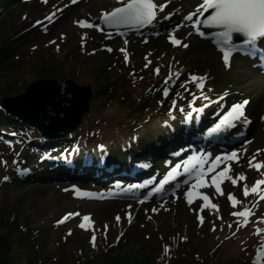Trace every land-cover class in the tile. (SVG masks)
Segmentation results:
<instances>
[{
    "label": "rangeland",
    "instance_id": "374dc122",
    "mask_svg": "<svg viewBox=\"0 0 264 264\" xmlns=\"http://www.w3.org/2000/svg\"><path fill=\"white\" fill-rule=\"evenodd\" d=\"M110 1L82 0L80 3L78 2L79 4L75 3L71 6L72 0H48L47 3H44L43 0H23L15 5L14 3L11 4L5 10H0V40L9 39L11 38L10 36L15 37L18 31L23 30V34L27 35L24 41L17 40L15 45L12 44L10 54L1 66V68L9 69L8 67L13 65L15 71L9 70L8 72L12 73V76H7L2 69L0 70V99L14 98L24 94L31 83L39 78L41 80L42 77L37 72L46 71L44 70L47 68L45 65L48 64L51 67L50 69H52L48 71L51 73L48 79L68 80L78 86H89L96 91L93 79L98 75L99 71H102V66L108 65L110 59L113 57H118L117 50L124 57L123 62H126L125 56L128 58L129 53L126 51L127 47L139 45L134 42L135 40L130 41V38L119 39L116 42H105V39L109 36H101L91 28L82 30L77 27L76 24L83 18L90 20L86 21V24L97 22L99 11H107L113 6V3L110 4ZM153 1L157 4L166 5L164 11L166 14H172V18H174V24L167 31H172L173 26L179 24L178 30L183 31L181 35L188 36L185 42H187L189 47L177 50H171L167 46L155 47L153 51L156 52L157 50V59L151 60L149 57L145 58L144 65L147 64V67L143 66L140 68L142 57L139 55V58H133L136 62L133 66L130 65L131 63H128V66L125 65L126 68H119L115 72V75L119 78L115 79L116 82L113 87H116L117 92L110 104L97 110L98 113L96 111L91 112L90 110V117L84 119L83 125H86L87 122L90 125V122L93 121L94 126H98L91 127L96 134V138L87 139L83 143L103 142L107 147H109L108 145L114 147L116 146V142L125 140L124 143H129L133 137H137L139 143L140 132L143 128H146V124L142 127L139 126L138 129L140 130L138 132L133 131V128L129 127V124L124 121L123 116L118 114L120 113L118 105L122 100L120 96L125 97L128 95L134 99L136 98L135 96L146 92L150 87L155 92L162 80L167 81L169 77L174 78L177 73H191L190 75L205 78V73L209 77L215 72L218 79L232 85H225L227 90L234 92L231 93L232 96L230 94V99H226L228 102L234 104L247 99L252 103L248 107L249 112L245 109L246 118L251 121V125H249L248 130L240 131L241 133H247V135L243 136V138L242 136L237 137L241 142L242 140L244 141L242 143L228 144V147L223 149L226 153L236 151L239 159H222L221 163L213 166L211 161L215 160L217 156L224 157L222 156L224 154L217 152L213 154L212 160L204 165L206 168L214 167V171L210 172L214 173V175L219 174L226 165L230 167L231 171L226 173V176L230 178L226 181H220V188L227 199V191H233L240 199L245 184L248 185L250 191L257 181L264 180V167H261L262 172L254 171L257 163L264 165V73L261 71V69L264 70V64L260 61L261 63L258 64V66L260 65L259 68H261L260 72H254L250 71L243 61L235 59L232 60L229 69H223L222 67L225 64L219 52L210 50L206 43L190 39L193 21H185L183 20V16L194 11L203 0ZM53 12H56V16L54 17H57L58 20L51 29L45 31L44 34L39 29H34V25L39 21L44 22L40 27L48 25L51 21L47 22V16ZM61 34H63V39H61ZM50 41H55V43H50ZM105 45L111 46L113 52L108 54L99 50L101 46ZM151 45L152 43L144 48L148 49ZM121 49H124V51H121ZM149 50L152 51V49ZM108 55L113 57L109 58ZM47 57L51 59L49 62L45 61ZM55 57H58L57 60ZM59 59L66 62H59ZM193 61H196L197 65L192 64ZM157 67L160 69L159 74L154 72V69ZM110 74L113 76L114 73L110 72ZM101 80L99 79L98 81ZM162 84L165 86V83ZM158 106L157 102H151L148 110L145 111V119L150 116L154 121L159 120L160 117L163 119L164 116H161L157 112ZM259 114L261 115L260 123L257 121ZM84 128L81 127L80 130ZM6 130L9 131L10 129L6 128ZM230 131H234V128H231ZM152 132L154 133V131ZM222 141L221 137L220 142ZM236 144H238L237 149L234 147ZM22 149L17 143H0V182L11 173L12 167L14 168L17 159H19L17 158L18 153L25 152V149ZM136 149H138L137 146L134 150ZM149 149V147L143 149L145 151L140 152V155L144 153L148 154L151 152ZM258 149L262 151L257 152ZM138 151H140V148ZM32 154L33 152H29L28 155ZM149 154L153 155L152 152ZM133 160H137L136 162H138L137 156H134ZM250 160L252 161L251 167L249 165ZM5 161L6 164L4 163ZM243 173L247 175L246 180L237 179L239 176L245 177ZM208 175L209 173L205 177H208ZM204 179L208 186L205 185L203 188L200 186L192 187L196 182L188 186L185 185L179 189L180 191L174 197L159 204L154 203L155 205L150 207L142 203H113L110 200L104 203L93 200H73L74 194L71 192L75 191L70 187L77 184V181L72 179H66L67 181L60 180L59 183L55 181L56 179L54 182L44 179L43 183L35 182L32 184H23L24 182L20 180L19 183L8 184L7 187L4 185L0 188V233H4L7 230L9 225L6 222H10L9 219H12L13 215H16L15 220L18 221V226L23 231L26 229L34 231L40 229V227L48 229L46 234H42L41 237L36 238L35 242L29 243L30 246L32 244L36 246L40 240L45 242L44 257L48 261V264H78V261L81 262L80 264H83L88 261H83V259H89L100 253L96 252V243L95 247H93L92 243L89 244L88 235L83 233L90 230H94L97 234L100 240L99 244L101 240L106 238L103 236L105 233L110 234L115 244L119 237L120 242H123V244H119L120 252L128 251L126 253L129 254L132 253V247L134 249L139 242L142 243V246H144L145 251L148 253L152 250V246H157V242L162 240L163 235L167 233L168 238L171 236L173 238L169 242L162 244L161 248H157L156 254V261L160 259L162 263V256L166 259L163 261V264H166V261L170 259L171 250L176 249V241L180 246L188 245L191 251H197L202 255V257L192 261L190 260L191 258H186L181 264H188L190 262L198 264L197 260L199 259L204 260L203 264H210L209 261L212 264H250L255 250H264V246H262L264 245V222L259 225L260 230L257 232L249 226L246 230H241L238 235L232 238L227 237L232 231L229 228V224L232 221L230 219V212L233 208L229 205L233 203L228 199L227 204L224 198H220L223 195L216 191L215 185L210 184L207 178ZM232 179H237L235 185H233ZM84 182L89 181L85 180ZM189 187H191L193 195H195L191 197L192 204L196 202V194L199 193L198 189H200L201 192H207V195L211 199V205L215 204L217 206L214 209H219V212H221V208H226L227 216L224 213L225 226H221L223 227L222 230L218 228L215 233L208 232L207 226L212 231L213 225L211 224L214 221H218L219 218L218 213L214 212L211 207L202 208L199 203L192 208L187 207L191 203H188L184 193L188 191ZM210 188L214 190V195L208 192ZM91 189L83 188L82 190L79 189L78 192H86ZM261 190L264 191V185H261ZM94 191H96L95 188L92 192ZM177 203H180L184 210V213H180L177 216L178 226L181 225L179 228L176 226V221L173 220L176 215L174 212L176 211L175 205ZM259 205L256 203V206ZM260 206L264 208V202ZM153 209H156V211H153ZM200 211H204V225L197 223L193 227H188L187 223L191 226L193 225L190 216L198 213L201 214ZM252 212L258 214V208ZM69 213H79L80 215L69 216L70 218L68 217L62 223V227L58 226L56 224L57 220L66 217ZM85 215L90 217L89 222L83 220V216ZM117 216L120 217L119 221L116 219ZM82 223L85 224V227L93 226V228L82 229L80 227ZM214 225L217 226V223ZM246 231L251 232L253 236L251 240H248L250 235H245ZM69 232H71V235H69ZM258 232L260 233L259 235H257ZM14 233H16V230L11 231V236H15ZM156 233H159V235ZM145 235H152L154 237L152 245L147 242L146 244L143 243L142 237L144 239ZM148 238H151V236ZM217 243L221 244L219 248L218 246L215 247ZM36 249L37 247H35ZM165 249L169 250L168 253H166ZM214 249L217 250L218 255L212 257ZM24 250L18 245L14 247V253L19 252L24 254ZM10 256L12 263L22 262L20 261L21 258H17L11 254ZM199 264H202V262Z\"/></svg>",
    "mask_w": 264,
    "mask_h": 264
},
{
    "label": "trees",
    "instance_id": "16d2710c",
    "mask_svg": "<svg viewBox=\"0 0 264 264\" xmlns=\"http://www.w3.org/2000/svg\"><path fill=\"white\" fill-rule=\"evenodd\" d=\"M21 0H0V10H5L8 8L11 4L14 3H19ZM13 6V5H12ZM4 12V11H3ZM3 27V25H2ZM23 31H18L15 37L10 36L11 38L9 39H3L0 40V70L7 75V76H12V73L8 72L9 70H14L15 67L13 65L9 66V69H4L1 68V66L4 63V60L7 58V56L10 54V49L12 48V44L15 45L17 40L24 41V39L27 37L26 34H23ZM3 37V36H2ZM152 47L150 49H154L155 47L163 46V44L160 41L152 42ZM145 51L142 49H138L136 52L133 51V57L136 59L137 57L139 58V55H142ZM114 55V54H111ZM108 55L109 58H112L113 56ZM158 55V52L153 51V56ZM56 60L58 57H55ZM51 60L50 58L47 57L45 61L49 62ZM59 62H66L61 59H59ZM136 63V62H135ZM192 64H196V61H193ZM113 65V66H112ZM7 66V65H6ZM44 70L46 71H38L37 74L40 75L42 78L41 79H48L50 76V72H48L51 67L48 65H45ZM123 65L120 63V59L113 57L110 59V62L108 65L102 66V71H99L93 79V84L95 85L96 91L93 90V105H94V111L97 112L102 107H106L110 104L113 96L115 95L116 87L115 85V79H118L119 77L115 75V72L119 70V68H122ZM190 67V66H189ZM42 69V68H41ZM107 71V72H106ZM110 72L114 73L113 76L110 74ZM210 72V71H209ZM1 76V73H0ZM39 76V77H40ZM114 77V78H113ZM1 78V77H0ZM185 78V73L180 75L178 77L179 80H183ZM40 79V78H39ZM99 79H102L101 81H98ZM209 82L207 85L202 86L203 87V92L205 95L210 96V98H215L218 95H220L223 90L226 88L225 85L232 86L230 83L222 81L221 79H218L217 74L215 72L209 76ZM114 89V90H113ZM211 89V91H209ZM160 92L157 90L154 92L151 88H148L146 92H143L142 94H138L135 96L136 98L129 97L126 95L125 97L120 96L122 98L121 103L118 105V109L120 110V113L123 116L124 121L129 124V126L133 129H136L139 126H142L145 122L150 120V117L145 119V111L148 110V106L150 105L151 102L154 101H162V97L159 96ZM175 93L173 92L172 95ZM171 93H169V96H167L165 99L170 98ZM118 96V95H117ZM119 97V96H118ZM151 99V100H149ZM1 100V99H0ZM169 102V100H168ZM1 103V101H0ZM159 109L158 111L160 113H165V110L168 109V104L167 101H163V103H160V106L157 107ZM93 111V112H94ZM1 126L3 127H10L14 129L16 132H19L20 134H23L22 129H27L30 132H33L31 129L25 127L23 124H20L17 122L14 118L8 116L5 114L1 109H0V128ZM94 127L93 121L90 122V125L85 126V132L83 134L82 139H85V137H88L87 139H90V135L92 132V128ZM154 128V129H153ZM154 131V133L152 132ZM155 135V136H154ZM171 134H166L164 131H161L159 126H152L148 130L146 129L139 137V143H134V142H129V143H124L125 141L122 142H116V147L111 148L110 145L109 148L102 142L91 144L87 147H83L82 144L80 143L81 141L79 139L75 138H64L62 141H54V142H45L43 141L37 134L33 133V136H30V145L29 146H40L41 148L44 149H55L58 152H66V154H70L72 152L78 154L81 158L85 159H90L92 158L90 154H95L96 156H93L95 160L100 159L101 161L104 162H114L115 160H125L129 155L131 156H136L139 153L137 152L138 149L140 148V151L146 148H150L149 150L153 152L154 145L161 139H170ZM171 142V141H170ZM100 146V147H99ZM102 146V147H101ZM105 146V147H104ZM136 150H134L135 148ZM129 151V152H128ZM149 152V153H151ZM157 154V153H156ZM155 154V155H156ZM23 168L29 167L32 169L34 175H39V176H44L45 171H47L45 168H42L43 166H39L37 169L34 167H31L30 161H26L25 164L22 166ZM40 170H44V172H40ZM30 180H38L37 177H32ZM11 183H19L16 179H12ZM255 198V197H254ZM253 198V199H254ZM176 213L174 221H176V226H178V221H177V216L182 213L183 207L180 203H177L175 205ZM226 215V208L223 207L221 208V215L218 214V217H224ZM193 223L191 226L189 223H187L188 227H193L196 225L194 219L192 216H190ZM16 215L12 217V219H9L10 222H6L9 226L7 227V230H5L4 233H0V264H48V261L44 257L45 253V242L40 240V242H37L36 246L33 244L30 246V242H35L36 238H39L42 236V234H46L48 229H43L40 227V229L30 231L26 229L23 231L19 226H18V221L15 220ZM173 221V222H174ZM218 226L215 228V231L212 233L217 232L218 228L221 230L223 227H220V224L217 222ZM204 225V224H203ZM181 226V225H180ZM178 226V228L180 227ZM144 227V226H143ZM206 227V226H205ZM204 227V228H205ZM209 229V226H207ZM15 228V229H14ZM225 229V228H224ZM16 230L15 236H11V231ZM152 231V228H151ZM83 232V231H82ZM178 232V231H177ZM86 234V232H83ZM159 235V233H156ZM88 235V234H87ZM96 236V252H100L96 254L95 256L89 258V259H83V261L88 260L86 263L83 264H163V261L166 260L162 256V263L160 259H157L156 261V254H157V248H161L162 244H165L169 242L173 236L168 238V234L165 233L163 235V239L157 242V246H152V250L149 251L148 253L145 251L144 246H142V243H138L136 247H132V253H126V252H120V247L119 244H123V242L120 240L115 244L113 243V239L110 236L109 233L103 234L104 240H101V243L99 244L100 240ZM151 238H148L150 237ZM155 236V235H154ZM89 237V235H88ZM89 239V238H88ZM99 240V241H98ZM154 240V237L152 235H145V238L142 241L143 243L146 244L150 243L152 245V242ZM177 247L174 250H171L169 260L166 261V264H181L184 259L188 258L191 261L197 258L202 257L200 253L197 251H194L188 247V245L180 246V244L176 241ZM15 245H18L20 248H23L27 251L24 250V254L22 253H14V247ZM93 245V244H92ZM91 245V246H92ZM221 244L217 243L215 247L218 246L220 247ZM90 246V247H91ZM35 247H37V251L35 250ZM130 251V252H131ZM169 251V250H168ZM168 251L166 253H168ZM11 255H14L17 258H21L20 263H12L11 262ZM217 250L214 249L212 257L217 256ZM98 256V257H97ZM193 257V258H192ZM169 261V262H168ZM198 264L202 262L204 263V260L199 259L197 260ZM81 262L78 261V264ZM210 264L211 261H209ZM74 264V263H73ZM192 264V262L188 263Z\"/></svg>",
    "mask_w": 264,
    "mask_h": 264
},
{
    "label": "snow or ice",
    "instance_id": "6c2138e0",
    "mask_svg": "<svg viewBox=\"0 0 264 264\" xmlns=\"http://www.w3.org/2000/svg\"><path fill=\"white\" fill-rule=\"evenodd\" d=\"M44 3H47L48 0H43ZM72 3H77V0H72ZM166 5H160L159 11L163 12ZM157 3H154L153 0H129L123 7H116L111 12H104L101 15V19L109 24L113 25H123V24H137V25H152L154 22L158 20L157 15ZM62 11V9H61ZM56 16V12H53L50 16L47 17L48 21H53V17ZM201 17H204L201 19ZM27 19V17H25ZM163 19L169 20L170 16H164ZM183 20L185 21H193L192 27L196 30V32L203 36L204 33L200 31L199 27L202 25L205 29H215L216 31L213 33L215 43L218 47V50L222 53V60L225 66H230V58L235 53H241L245 55H254L257 51H262L258 49V44L261 40H264V0H203L197 8L189 12L187 15L183 16ZM38 23L42 24L43 21H39ZM81 27L92 28L93 25L91 23H85V21H79ZM180 27L179 24L173 26L172 31L167 33L168 39L170 42L175 45H180L182 47H188L186 43L182 44L179 39L173 37V32ZM191 35V33H190ZM61 39H63V34H61ZM83 39V38H82ZM236 40H242V43H236ZM50 43H55V41H50ZM127 43V41H125ZM57 50H59L57 48ZM111 51V49H108ZM124 51V49H121ZM127 56H125V61L127 62ZM150 63V62H149ZM148 65L146 64L145 67ZM160 69L157 67L154 69L156 74H159ZM177 78L179 73L176 74ZM142 79V77H141ZM172 78L169 77L168 81L165 82V87L162 89V95L167 97L169 95V88L167 87V83L171 81ZM202 77H197L195 75H191L189 80H186L181 83L180 87L184 89V91H188L186 85L190 83H194L197 91L199 92V97L203 98V100L208 101V104H204L203 107L206 108L210 103H219L220 100L224 99V96H221L219 100L212 101L202 90L203 86ZM211 91V89H209ZM177 96H180V92H176ZM189 95L192 96V101H189V107H192V103L198 99L195 93L189 92ZM227 93H225V96ZM163 101H158L157 103H162ZM250 103L247 99L243 100V102H237L231 105V107L220 116L217 123H214L212 127L208 129V135L213 134H221L226 132L228 129L235 128L237 122L244 121L246 123H251L246 118L245 109L246 106ZM177 101L173 100L172 105L176 106ZM171 111V109H170ZM183 111V108L180 109ZM193 111H203L201 109H193ZM250 143V142H249ZM102 147V146H101ZM262 150L258 149L257 152ZM223 160H238V154L236 151H232L231 153H226L223 158L217 156L215 160L211 161L213 166L218 165ZM254 159V157H253ZM6 164V161L4 162ZM205 161L202 156L198 157L196 155L189 156L186 161L183 163V171L190 178L189 180H185L183 183L186 185L190 184V181L194 180L196 183L192 185L204 187L206 185V181L204 177L207 173L213 172L214 167H205ZM250 167L252 166V161H249ZM181 165H177L173 167L167 174L159 180V183L153 187L152 191L144 196V201H147L150 196L153 194H162L165 190V186L170 182L176 180L177 176L180 174L178 169ZM256 169L259 170L264 165L257 163L255 165ZM231 171L230 167L227 165L219 172V174H215L211 177L213 183L215 184L216 191L223 195L224 193L220 188V181L222 179H229L230 177L226 176V173ZM9 177L5 176L4 180H8ZM237 179L246 180V177L239 176ZM237 179H232L233 185L237 183ZM261 185H264V180L257 181L256 185L252 187L251 192L255 193L258 191ZM179 187V184L176 185ZM146 187V185H131L127 191H132L133 189H139ZM248 185H244V195L247 197L249 195ZM193 192L191 187H189L188 191L184 193L185 198L188 203H191V197ZM202 200L207 201L208 196H202ZM228 199L234 205L236 201L233 198L231 193L228 194ZM260 200H264V195H260ZM129 207H131L129 205ZM213 208L217 206L215 204L212 205ZM156 211V209H153ZM80 215L79 213H69L66 217H64L58 223H62L63 220H66L69 216ZM233 215L237 217H246L249 218L254 213L251 209L243 211V212H234ZM117 221H119L120 217H116ZM199 219V217H198ZM83 220L85 222L90 221V217L85 215L83 216ZM244 227L248 226V220H245L243 225ZM80 227H85V224H80ZM107 228V226H105ZM233 226L230 224L229 228ZM215 231V225L212 228ZM240 231V227L238 226L236 230L232 233L233 236ZM260 233L258 232L257 235ZM71 235V232H69ZM96 236L93 235L91 238V242L93 247H95ZM119 241V237L117 238V242ZM264 246V245H262ZM167 251V249H165ZM259 259V257H257Z\"/></svg>",
    "mask_w": 264,
    "mask_h": 264
},
{
    "label": "water",
    "instance_id": "95a60500",
    "mask_svg": "<svg viewBox=\"0 0 264 264\" xmlns=\"http://www.w3.org/2000/svg\"><path fill=\"white\" fill-rule=\"evenodd\" d=\"M108 31L112 30L103 28V33ZM91 96L90 87H81L68 80H37L24 94L3 98L1 107L20 123L37 130L43 138L55 140L75 132L82 124L89 112Z\"/></svg>",
    "mask_w": 264,
    "mask_h": 264
},
{
    "label": "bare ground",
    "instance_id": "6f19581e",
    "mask_svg": "<svg viewBox=\"0 0 264 264\" xmlns=\"http://www.w3.org/2000/svg\"><path fill=\"white\" fill-rule=\"evenodd\" d=\"M235 54H236L237 56H240V55H241V53H239V52H238V53H235ZM213 123H214V122H213ZM205 125H207V124H205ZM22 131H23V134H24V135L27 134V131H26V130L22 129ZM161 149H162V150H165L166 148L162 147ZM243 174H244V173H243ZM150 175H151V172H143V173L141 174V177H145V178H146V177H148V176H150ZM43 181H44V180H41L42 183H43ZM36 182H37V181H36ZM149 182L151 183L152 181L149 180L148 183H149ZM25 184H30V183H25ZM146 184H147V183H144V185H146ZM182 213H184V210H182Z\"/></svg>",
    "mask_w": 264,
    "mask_h": 264
}]
</instances>
